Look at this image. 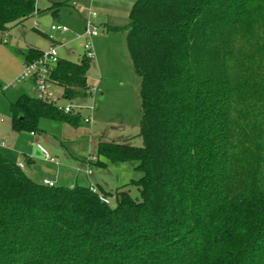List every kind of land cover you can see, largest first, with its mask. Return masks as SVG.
I'll list each match as a JSON object with an SVG mask.
<instances>
[{"label":"trees","instance_id":"trees-1","mask_svg":"<svg viewBox=\"0 0 264 264\" xmlns=\"http://www.w3.org/2000/svg\"><path fill=\"white\" fill-rule=\"evenodd\" d=\"M36 3L0 0V31ZM108 29L127 31L143 145L101 138L86 162H135L142 175L113 190L95 184L105 203L90 185L37 182L0 152V264H264V82L242 66L264 32V0H136L127 26ZM42 51L31 47L25 62ZM91 60L59 58L52 79L69 100L87 96ZM10 111L17 131L84 120L26 93Z\"/></svg>","mask_w":264,"mask_h":264},{"label":"rangeland","instance_id":"rangeland-1","mask_svg":"<svg viewBox=\"0 0 264 264\" xmlns=\"http://www.w3.org/2000/svg\"><path fill=\"white\" fill-rule=\"evenodd\" d=\"M135 2L136 0H83L82 3L77 2V8L64 6L59 15H53L48 9L50 0H37V10L31 17L13 26L8 35L0 31V140L7 141V146H0V152L12 161H22L27 166V174H30L31 165L28 166L23 159L26 154L35 160L39 174L52 171L53 176L58 175V185L63 186L88 185L90 181L93 184L98 181L105 190H113L142 175L134 169L135 162L109 163L106 167L92 165L94 173L87 175L85 172L88 167L86 159L97 154L96 146L101 138L135 146L143 145L139 134L142 112L139 94L141 79L130 58L127 31L106 29L108 25L125 28L129 23V11ZM89 10L97 13L96 22L101 27L99 34L93 38L96 56L91 60L88 73L89 83L98 82V92L94 97L86 96L73 102L93 104L92 121L87 123L83 120L75 126L59 119L43 118L40 121L42 130L35 137H31L30 131L13 129L11 102L22 92L32 93L28 87L30 81L17 86L11 85L19 74H16L17 65L26 57L28 46L34 44L48 48V37L52 36L63 42L58 44L61 57L79 61L84 54V47L78 35L83 32V16H87ZM53 24H64L69 31L65 34L52 31ZM262 41L264 32L262 29L257 30L255 37L246 45L244 56L247 58L242 66L248 74L264 82ZM55 89L62 91L59 85ZM259 90L264 89L260 87ZM259 96L264 100V92L256 94V100ZM61 102L67 103L65 100ZM81 113L85 117L89 111L83 109ZM260 117L264 118L262 111ZM253 118V115L248 114L247 122ZM43 136L48 141L42 144L57 159L58 165L46 161L40 153L35 155L32 139H42ZM127 189L133 197L140 198L137 186L130 185ZM111 204L114 205V201Z\"/></svg>","mask_w":264,"mask_h":264},{"label":"built area","instance_id":"built-area-1","mask_svg":"<svg viewBox=\"0 0 264 264\" xmlns=\"http://www.w3.org/2000/svg\"><path fill=\"white\" fill-rule=\"evenodd\" d=\"M97 13L95 11L89 10L87 16L85 18V26L83 32L78 35V39L83 41L84 54L87 58H94L96 56L93 38L97 36L100 32V25L96 22ZM52 31H59L61 33H66L69 31V28L64 24H53L51 26ZM50 38H53L50 36ZM59 47L57 44L51 45V47L47 50H43L41 55L38 58H35L31 61H27L24 63L22 70L19 72L15 80L11 83L13 86H17L18 84L30 81L32 85V95L43 101H48L54 104L59 110L64 113L71 112H81L83 109L89 111L87 116L84 117V121L90 123L92 121V113L94 110L93 104L91 105H82L79 103H74L73 100H69L64 92H58L55 89V86L58 85L52 79L53 70L59 61ZM98 92V82L89 83L87 88V96L94 97ZM65 100L67 103H62L61 101ZM34 134V132H32ZM7 141L1 140L0 146H6ZM38 148L42 151L46 159L51 161H56V158L51 155V153L47 150V148L41 143L36 144ZM96 155H92L88 157V161H95ZM18 165L23 168L22 163H18ZM88 167L85 169L87 175L92 174V169L87 162ZM44 184L53 186L55 182L49 179L43 180ZM90 190L95 193H99V197L105 203H110L109 198L105 197L98 189L95 184H90Z\"/></svg>","mask_w":264,"mask_h":264},{"label":"crops","instance_id":"crops-1","mask_svg":"<svg viewBox=\"0 0 264 264\" xmlns=\"http://www.w3.org/2000/svg\"><path fill=\"white\" fill-rule=\"evenodd\" d=\"M51 2L52 1H64V0H50ZM70 1V6H72V7H76L77 8V6H78V3L80 2V3H82L83 2V0H69ZM78 2V3H77ZM130 12V11H129ZM85 18H86V16L84 15L83 16V20H84V22H85ZM109 26L110 25H108L107 27H106V29L107 30H109L108 28H109ZM10 32V30L8 31V32H6V33H4V34H7L8 35V33ZM62 34H65V33H62ZM63 39H65V37L63 36ZM48 40H49V45H48V48H43V47H40V46H37V45H34V44H30L29 46H28V50L31 48V47H33V48H37V49H40V50H47V49H49L50 47H51V45H54V44H63V42L62 41H60V40H57V39H55V38H50V36L48 37ZM71 53L72 54H75V51L74 50H71ZM84 53V52H83ZM61 57V56H60ZM80 58H82V56L80 57ZM25 59H26V57L24 58V60L21 62V63H19L18 65H17V70H16V74L17 73H19L21 70H22V68H23V65H24V63H25ZM17 76V75H16ZM28 87L29 88H32V85H31V83H29V85H28ZM31 91H32V89H31ZM62 91H63V88H62ZM61 91V92H62ZM24 93H26V92H22V93H20L18 96H20L21 94H24ZM26 94H28V93H26ZM29 95H32V93L31 94H29ZM18 96H17V98H18ZM16 98V99H17ZM15 99V100H16ZM14 100V101H15ZM13 102V101H12ZM11 126H12V124H11ZM30 135H31V137H35L36 135H37V132H34V134H32V132L30 133ZM2 140V139H1ZM0 140V141H1ZM46 142V141H48V138L46 137V136H43L42 137V139H32V143H33V145H35V149H34V153H35V155H37V153H40L43 157H44V159L46 160V161H50L51 163H53V164H59L58 163V161H57V159H56V161H51V160H49V159H46L45 158V156H44V154L42 153V151L38 148V146L36 145L37 143H41L42 144V142ZM43 145V144H42ZM6 146H7V144H6ZM52 155V154H51ZM24 161H25V163L29 166V165H31V168H30V174H28L33 180H35V181H37V182H43V180L44 179H49V180H52V181H54L55 182V184L56 185H58V183H57V181L59 180V178H58V175L57 174H55L54 176L52 175V171H51V173L50 172H44L43 174H39L38 173V167H36V163H35V160L32 158V156L31 155H25L24 156ZM88 159V158H87ZM86 159V160H87ZM16 163H22V161H15ZM23 164V170L25 171V173H26V168H27V166L26 165H24V163H22ZM94 173V172H93ZM92 173V174H93ZM27 174V173H26ZM98 183L102 186V187H104L103 186V184L102 183H100V182H98V181H96L95 182V184H97L98 185ZM90 184H93V182L92 181H90V183L87 185V186H89ZM73 185H80V184H71L70 186H73Z\"/></svg>","mask_w":264,"mask_h":264}]
</instances>
